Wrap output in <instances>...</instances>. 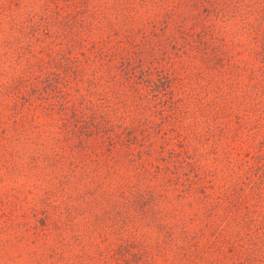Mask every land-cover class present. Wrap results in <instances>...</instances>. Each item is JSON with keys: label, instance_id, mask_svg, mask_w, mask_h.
Masks as SVG:
<instances>
[{"label": "rangeland", "instance_id": "374dc122", "mask_svg": "<svg viewBox=\"0 0 264 264\" xmlns=\"http://www.w3.org/2000/svg\"><path fill=\"white\" fill-rule=\"evenodd\" d=\"M143 204L264 264V0H0V224L46 209L72 258Z\"/></svg>", "mask_w": 264, "mask_h": 264}, {"label": "trees", "instance_id": "16d2710c", "mask_svg": "<svg viewBox=\"0 0 264 264\" xmlns=\"http://www.w3.org/2000/svg\"><path fill=\"white\" fill-rule=\"evenodd\" d=\"M54 146L56 145L47 147L48 152H54L45 154L46 161L41 162L42 168L52 167L56 162L53 158L57 154ZM129 197L131 195L125 199L126 202L122 200L121 205H126L127 202L130 207L135 205V203H129ZM110 202L116 203L112 197ZM146 208L147 204H143L140 216L145 220H141L140 223L132 225L131 217L127 219L124 216L121 219L123 225L120 233L116 232L115 228L106 233L99 231L98 234L112 243L105 246L104 250L86 238V245H80L81 250L72 258L66 257L59 248L60 245L63 246L65 238H67L66 234L64 237L61 236L62 232H65L64 228L61 231L58 228V223L55 225V220L46 209L40 213L39 210L31 209L32 222L28 219L20 222L16 218H12L13 221L10 223H1L0 234H9L10 240H13L16 246H20L15 249V252L27 264H222L221 258L224 254L215 257L213 240L208 238L201 244V229L199 232H193L197 238L190 239L186 228L176 233L174 228H178L177 224L161 221ZM194 218V223L201 222V219ZM136 230L139 231L134 235ZM85 233L89 238L95 234L94 231H88V229ZM57 235L59 242L56 239L52 240ZM75 238H78L77 234H75ZM10 240L3 238V235L0 236V242L3 245H5V241L9 244ZM235 262L231 259L227 264H236Z\"/></svg>", "mask_w": 264, "mask_h": 264}]
</instances>
